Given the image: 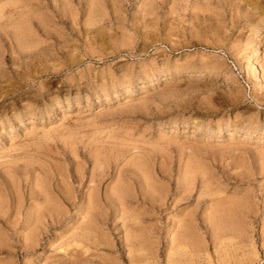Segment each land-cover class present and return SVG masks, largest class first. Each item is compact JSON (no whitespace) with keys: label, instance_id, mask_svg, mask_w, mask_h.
Masks as SVG:
<instances>
[{"label":"rangeland","instance_id":"374dc122","mask_svg":"<svg viewBox=\"0 0 264 264\" xmlns=\"http://www.w3.org/2000/svg\"><path fill=\"white\" fill-rule=\"evenodd\" d=\"M0 264H264V0H0Z\"/></svg>","mask_w":264,"mask_h":264}]
</instances>
